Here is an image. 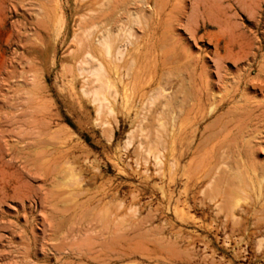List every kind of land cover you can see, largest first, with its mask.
Instances as JSON below:
<instances>
[{
  "label": "rangeland",
  "instance_id": "rangeland-1",
  "mask_svg": "<svg viewBox=\"0 0 264 264\" xmlns=\"http://www.w3.org/2000/svg\"><path fill=\"white\" fill-rule=\"evenodd\" d=\"M95 1L0 0V264H264V0Z\"/></svg>",
  "mask_w": 264,
  "mask_h": 264
},
{
  "label": "bare ground",
  "instance_id": "bare-ground-1",
  "mask_svg": "<svg viewBox=\"0 0 264 264\" xmlns=\"http://www.w3.org/2000/svg\"><path fill=\"white\" fill-rule=\"evenodd\" d=\"M95 2H97V0H96ZM155 2H157V1H155ZM146 3H147V1H146ZM156 4H157V3H156ZM121 6H122V5H121ZM117 7H118V6H117ZM162 7H164V6H162ZM118 8H119V7H118ZM160 8H161V7H160ZM130 13H131V12H130ZM121 15H122V14H121ZM119 16H120V15H119ZM122 16H123V15H122ZM109 17H110V16H109ZM120 18H121V17H120ZM120 18H119V19L117 18V21H116V19H115V21H116L117 23H119ZM154 19H155V18H154ZM118 20H119V21H118ZM149 20H150V19H149ZM95 22H96V21H95ZM112 22H113V21H112ZM117 23H115V26L117 25ZM106 25H108V24H106ZM106 25H105V26H106ZM112 25H114V24H112ZM105 26H104V28L106 29L107 27H105ZM109 26H110V27H113V26H111V25H109ZM117 26H118V25H117ZM102 29H103V28H102ZM105 29H104V30H105ZM107 29H108V28H107ZM109 29H110V28H109ZM104 30H103V31H104ZM105 31H106V30H105ZM105 31H104V32H105ZM109 31H111V29H110ZM111 34H112V33H111ZM111 34H110V35H111ZM109 44H110V43H109ZM109 44L107 43V48L110 47ZM117 49H119V48H117ZM120 49H121V48H120ZM117 51H119V50H117ZM119 52H120V51H119ZM119 52H118V53H119ZM115 54H116V53H115ZM107 55H108V54H107ZM88 57H89V56H88ZM90 57H91V56H90ZM114 58H115V57H114ZM94 60L97 61V59H94ZM113 60H114V59H113ZM117 61H118V60H117ZM86 62H87V61H86ZM97 63H98V61H97ZM98 67H99V69L97 68L96 70H95V69H94V70H95L96 74L98 75L97 80H100V75H99L100 73L98 74V70H100V69L103 67L102 63H101L100 66H98ZM93 68H94V67H93ZM99 72H100V71H99ZM95 78H96V76H95ZM193 93H194V92H193ZM196 94H197L196 96H198V94H200V93L197 92ZM196 96H195V93H194V97H195V98H194V102H196L195 99H197V102L191 105L190 108H193V109H190V108L188 109V110H190V112H191V111H195L196 109H198V108L200 107V106L198 105V103L201 104V102H202V101L199 102V100H200L199 96H200V95H199L198 97H196ZM114 97L116 98V96H114ZM200 97H202V96H200ZM202 99H203V98H202ZM186 110H187V109H186ZM188 110H187V112H188ZM198 110H200V108H199ZM190 112H188V113H190ZM195 112H198V111H195ZM195 112H194V113H195ZM180 128H181V130H182L181 133H183L185 130L187 131L186 127L184 128V124H183V129H182V126H180ZM187 132H188V131H187Z\"/></svg>",
  "mask_w": 264,
  "mask_h": 264
}]
</instances>
